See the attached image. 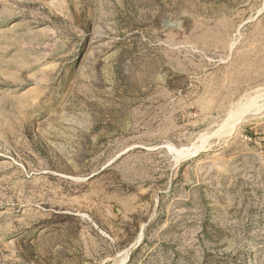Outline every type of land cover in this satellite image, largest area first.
<instances>
[{"label":"rangeland","instance_id":"1","mask_svg":"<svg viewBox=\"0 0 264 264\" xmlns=\"http://www.w3.org/2000/svg\"><path fill=\"white\" fill-rule=\"evenodd\" d=\"M0 264H264V0H0Z\"/></svg>","mask_w":264,"mask_h":264},{"label":"bare ground","instance_id":"2","mask_svg":"<svg viewBox=\"0 0 264 264\" xmlns=\"http://www.w3.org/2000/svg\"><path fill=\"white\" fill-rule=\"evenodd\" d=\"M250 111H251V110H250ZM251 112H253V111H251ZM239 120H240V119H239ZM190 152H191V151H190ZM190 152H189V154H190ZM192 152L194 153V151H192ZM193 153H192V154H193ZM183 154H185V153H183ZM186 156H187V155H186ZM186 156H185V157H186ZM189 156H190V155H189ZM189 156H188V157H189ZM182 157H184V156L182 155ZM181 159H182V158H181Z\"/></svg>","mask_w":264,"mask_h":264},{"label":"water","instance_id":"3","mask_svg":"<svg viewBox=\"0 0 264 264\" xmlns=\"http://www.w3.org/2000/svg\"><path fill=\"white\" fill-rule=\"evenodd\" d=\"M137 244H138V243H137ZM137 244H136V245H137Z\"/></svg>","mask_w":264,"mask_h":264}]
</instances>
